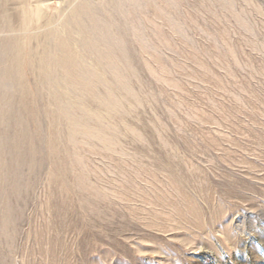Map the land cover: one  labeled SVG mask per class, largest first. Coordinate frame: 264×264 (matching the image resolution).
<instances>
[{
  "label": "rangeland",
  "instance_id": "rangeland-1",
  "mask_svg": "<svg viewBox=\"0 0 264 264\" xmlns=\"http://www.w3.org/2000/svg\"><path fill=\"white\" fill-rule=\"evenodd\" d=\"M43 1L0 0V264H264V0Z\"/></svg>",
  "mask_w": 264,
  "mask_h": 264
},
{
  "label": "bare ground",
  "instance_id": "bare-ground-1",
  "mask_svg": "<svg viewBox=\"0 0 264 264\" xmlns=\"http://www.w3.org/2000/svg\"><path fill=\"white\" fill-rule=\"evenodd\" d=\"M54 5L56 8L61 6V1L60 0H46L40 3L42 8H50V5ZM74 5V2H71L68 6L69 9H72Z\"/></svg>",
  "mask_w": 264,
  "mask_h": 264
}]
</instances>
